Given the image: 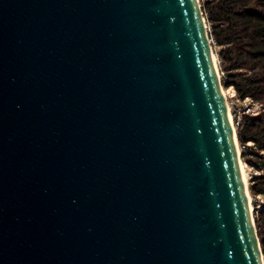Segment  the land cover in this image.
I'll use <instances>...</instances> for the list:
<instances>
[{"label":"water","instance_id":"95a60500","mask_svg":"<svg viewBox=\"0 0 264 264\" xmlns=\"http://www.w3.org/2000/svg\"><path fill=\"white\" fill-rule=\"evenodd\" d=\"M200 0H0V264H264Z\"/></svg>","mask_w":264,"mask_h":264},{"label":"trees","instance_id":"16d2710c","mask_svg":"<svg viewBox=\"0 0 264 264\" xmlns=\"http://www.w3.org/2000/svg\"><path fill=\"white\" fill-rule=\"evenodd\" d=\"M202 12L210 29L223 88L240 98L251 96L262 104L255 116L244 114L236 128L240 158L264 169V0H203ZM252 142V147L246 143ZM251 197L264 194V176L249 180ZM264 261V205L254 215Z\"/></svg>","mask_w":264,"mask_h":264},{"label":"built area","instance_id":"2783aa9c","mask_svg":"<svg viewBox=\"0 0 264 264\" xmlns=\"http://www.w3.org/2000/svg\"><path fill=\"white\" fill-rule=\"evenodd\" d=\"M209 27V26H208ZM209 36H210V29H209ZM209 40L212 43L213 50L216 51V48L214 47L212 38L210 36ZM223 73L219 71V77L220 80L223 77ZM222 84V82H221ZM223 87V86H222ZM223 94L226 100V105L229 113V118L230 122L233 126V128L236 130L237 126L241 122V118L244 114L255 116L257 115L263 108L262 104L255 101L251 96H245L243 98H240L236 95L234 89L230 86L226 89H223ZM247 147H252L253 148V143L252 142H247L246 143ZM239 148V154H240V145L238 144ZM261 155H264V151L260 153ZM248 171L249 173L247 174V179H246V185L248 188L249 180L253 177L257 176H264V169L260 170L257 169L253 166H248ZM249 195V203H253V207L251 208V211H253L254 215L257 213L258 208L262 207L264 205V194H259L255 197H251L248 191Z\"/></svg>","mask_w":264,"mask_h":264},{"label":"rangeland","instance_id":"374dc122","mask_svg":"<svg viewBox=\"0 0 264 264\" xmlns=\"http://www.w3.org/2000/svg\"><path fill=\"white\" fill-rule=\"evenodd\" d=\"M203 0H200V3L202 2ZM213 53H214V56H215V59H216V64H217V66H218V55H217V53H216V51H213ZM223 89H226V88H223ZM263 155V154H262ZM240 156V155H239ZM240 162L242 163V165H243V167H244V171H245V175H247L248 173H249V171H248V164L247 163H245L241 158H240ZM251 205H252V208H255V207H253V203L251 202ZM261 209V207L260 208H258V210H257V213H258V211Z\"/></svg>","mask_w":264,"mask_h":264},{"label":"bare ground","instance_id":"6f19581e","mask_svg":"<svg viewBox=\"0 0 264 264\" xmlns=\"http://www.w3.org/2000/svg\"><path fill=\"white\" fill-rule=\"evenodd\" d=\"M214 57V61H215V56ZM238 151H239V148H238ZM240 170H241V173H242V177H243V180L244 182L246 183V179H247V175H245V171H244V167L242 165V163L240 162ZM249 195H248V200H249ZM252 208V205L250 204V209Z\"/></svg>","mask_w":264,"mask_h":264}]
</instances>
